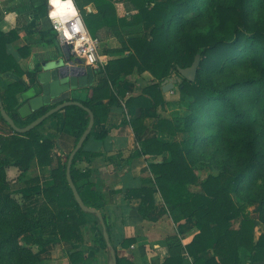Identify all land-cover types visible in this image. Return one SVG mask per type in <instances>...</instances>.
<instances>
[{
	"label": "trees",
	"instance_id": "trees-1",
	"mask_svg": "<svg viewBox=\"0 0 264 264\" xmlns=\"http://www.w3.org/2000/svg\"><path fill=\"white\" fill-rule=\"evenodd\" d=\"M249 1L235 0L232 5H218L219 28L228 29V36H218L214 33L196 36L187 34L184 50L178 46L170 47L168 26L175 17H185L194 13L197 9L195 0H128L132 5L128 9L129 11L134 10V13L125 17L116 16L115 6L111 0H94L103 15V20L84 19L93 37H96L95 31L105 24L118 26L127 36L132 53L110 61L104 68L106 85L101 89V92L104 97L109 99L108 105L92 106L93 99L76 97L74 100L81 102L84 107L72 105L63 110V132L73 136L76 145L90 122L87 109L93 112L95 120L102 123L107 122L109 106L119 102L116 93L107 84L120 75L129 76L134 73L149 72L156 81L143 87L141 95L138 97L128 98L127 107L157 108L164 103V92L161 85L170 78L173 70H176L179 78L182 79L177 84L182 94L193 98V102L189 106L191 111L189 115L174 117L172 120L158 118L151 125L152 128L160 132L172 135L175 138L172 142H163L156 137L140 139V135L146 128L139 130L138 127L145 124L144 118H132L129 122L124 120L125 124L132 125L139 141L141 151L138 156L155 159L159 156L164 157L162 162L151 164L150 170L155 176L156 189L159 190L171 217L176 221L180 219L192 221L199 230L193 241L187 245V251L193 259V263L188 259L173 256L167 258L164 264H242L239 258L241 247L248 251L246 259L249 264L264 262V234L255 241L254 221L246 212V206L238 205L233 199V195L237 193L246 175L250 172H257L262 166L264 152L257 148L255 141L249 140L247 142L248 159L242 172L234 175L227 172L209 175L203 182H200L196 167L192 165L187 156V151L193 149L199 140L192 127L201 117L203 108L218 104V113L231 125L237 126V123L245 124L247 120L244 119L247 116L245 117V114L239 110L237 102L232 99L230 94L239 88H250L255 93L264 95V76L262 74L243 81L232 82L223 89L213 87L199 78L204 73L221 71L227 63L238 60L243 52L245 54L241 60H248L249 57L254 60L256 51H260L264 58V25L249 22ZM30 2L32 8L38 10L40 14L47 13L48 0H30ZM109 12L112 15L105 16V13ZM146 24L153 25L149 37L144 35ZM17 39L18 35L15 31L5 33L0 29V75L8 73L17 79V82L8 86L4 91L0 85V93L8 115L18 127L24 128L52 107H46L26 120L20 118L18 95L26 91L21 79L27 76L34 81L40 72L41 62L27 72L23 70L20 63L8 54V46ZM25 50L28 48L20 49L24 57H28L29 53H25ZM198 55L201 62L197 78L195 82H191L180 75L179 69L191 66ZM118 94L122 97L127 95L126 91L121 88H119ZM61 114L62 111L53 116ZM0 117L4 121L1 113ZM46 121L24 134L14 131L10 135L0 134V157L3 160L15 162L23 170L30 169L34 164L51 168L54 183L44 188L41 195L47 202L55 203L57 211L53 218L38 224L37 227H40L45 233H55L62 241L82 244L85 240L82 228L94 217L100 224L101 231L97 242L100 240L107 247L100 220L96 214L81 209L69 185L67 167L72 152L66 156V160L62 155H55L56 142L42 137L37 132ZM94 135L99 140H106L109 136L108 131ZM96 156L98 154L86 153L82 148L73 160L71 177L85 205L100 210L102 197L94 190V184L89 180L91 171H82L77 167L79 161L90 160ZM169 156L171 159L167 160ZM38 181V178H34L26 182L33 184L34 182L39 183ZM195 184L200 185V192L191 190L190 186ZM153 189L155 186H145L131 192L142 198L139 212L143 217H147L155 207ZM103 218L109 234V227L104 215ZM236 221L239 225L234 228L233 224ZM29 230L22 232L23 241L27 244H46L44 239L35 238L29 234ZM132 242L133 240H125L123 246L130 245ZM209 250L214 251V256L206 259L203 254ZM68 257L70 264L83 263L86 259L84 252L80 249L70 251ZM117 261L118 264H132L127 260L119 259L118 256Z\"/></svg>",
	"mask_w": 264,
	"mask_h": 264
},
{
	"label": "crops",
	"instance_id": "crops-1",
	"mask_svg": "<svg viewBox=\"0 0 264 264\" xmlns=\"http://www.w3.org/2000/svg\"><path fill=\"white\" fill-rule=\"evenodd\" d=\"M115 1L111 0L114 6ZM74 2L84 19L103 20V15L94 0H74ZM50 9L49 0L47 13L44 15L32 8L30 0H0V29L5 33L15 31L18 35V39L8 46V54L13 56L26 72L48 58L57 49V45H60L48 15ZM8 13L16 14L11 22L5 20ZM130 13L134 12L128 9L127 13L118 14L115 9V14L118 17H125ZM110 15H112L110 12L105 13V16ZM5 25L8 26L7 31L4 30ZM115 29L123 34L118 26L105 24L95 31V36L99 41H103V36L112 38V32L116 34ZM24 47L28 48L24 51L29 53L28 57H24L20 51ZM131 53L129 45L126 48L125 46L109 45L101 51L99 47V61L95 67H92L96 72H99L95 74L93 84L86 89L79 90L78 95H72V100L76 97H86L89 100L93 99L92 106L108 105L109 99L104 97L101 92V89L106 85L104 68L110 61L123 58ZM141 80L135 73L129 76L120 75L107 84L116 93L119 102L109 106L107 122L102 123L95 120L93 134H90L84 143L83 149L86 153H95L98 156L90 160L79 161L77 167L82 171H91L89 180L94 184V190L102 197L99 211L106 218L111 244L119 259L127 260L132 264H164L167 258L177 256L193 263V259L187 251V245L193 241L199 230L192 221L187 219L176 221L171 217L159 190L156 189L155 176L150 170L151 164L162 162L164 157L159 156L155 159L138 156L141 148L135 131L130 123H124V120L129 122L132 118L142 117L145 124L138 129H146L143 134L141 133L140 139L156 137L163 142L173 141L162 140L160 136L162 132L151 127L154 121L148 122V119L155 117L158 107L144 109L139 106L127 107L128 98L141 95L143 88L140 84ZM15 82L17 79L11 74L0 75L2 91ZM21 82L25 85L26 91L18 95L20 108L28 103L27 92L35 86L36 79L33 81L24 76ZM119 88L126 91V97L119 96ZM35 113L37 112L33 114ZM20 118L27 119L21 116ZM63 120L64 112L62 111L61 115L50 117L37 132L42 137L55 141L57 145L54 153L65 157L75 149L76 140L73 136L64 134ZM105 131H108L109 134L106 140H99L94 135ZM43 169L47 170L48 168ZM145 186H155L153 189L155 207L147 217H143L139 212L141 196L131 193L133 190ZM84 228H82L84 243L62 241V246L71 248V251L80 249L84 252L86 259L79 264H109L110 248L103 245L100 240L97 242L98 239L94 235L87 240ZM125 240H133V242L123 246ZM213 256V250L203 254L206 259Z\"/></svg>",
	"mask_w": 264,
	"mask_h": 264
},
{
	"label": "rangeland",
	"instance_id": "rangeland-1",
	"mask_svg": "<svg viewBox=\"0 0 264 264\" xmlns=\"http://www.w3.org/2000/svg\"><path fill=\"white\" fill-rule=\"evenodd\" d=\"M234 1L195 0L197 9L194 13L185 17L177 16L168 26L170 47L178 46L184 50L187 34L196 36L214 33L218 36H228V29L219 28L217 6L232 5ZM130 7L132 5L128 0L115 1L118 14L127 13ZM248 19L252 24L264 25V0L249 1ZM152 28V24H146L144 32L146 37L150 36ZM115 30L116 34L112 32V38L103 36V41L100 40V51L109 45L125 46V48L128 46L127 36L118 29ZM244 54L245 52L235 62L227 63L219 72L202 74L199 77L200 80L223 89L232 82L243 81L261 74L264 76V58L260 51L254 53V60L250 57L248 60H241ZM137 76L142 79L140 84L143 87L156 82L149 72L137 73ZM179 77L178 72L173 70L170 78ZM165 94V102L157 108L155 117L148 119V122L156 121L158 118L172 120L174 117H185L191 113L189 106L193 98L182 94L179 86L175 85ZM230 95L237 102L239 110L245 114V117L247 116L244 119L247 120L245 124L231 125L218 113V104H214L201 110V117L192 127L199 140L193 149L187 151V156L192 165L196 167L200 182L205 181L209 175H218L221 172L233 175L242 172L248 159L247 142L249 140L255 141L257 148L264 152V95L257 94L250 88H239ZM12 133L13 129L0 117V134L10 135ZM160 136L162 140L174 141L175 139L166 132L160 133ZM63 159L66 160V156ZM169 159L167 157V160ZM34 178H38L39 183L26 182ZM53 183L50 167H40L34 164L30 169L23 170L15 162L3 160L0 157V264H70L68 254L72 249L62 246V240L54 233H45L37 227L38 224L50 220L56 214V204L47 202L41 195L42 190ZM190 188L193 192L201 191L199 184L191 185ZM263 194L264 159L258 171L248 173L237 193L233 195L238 205L246 206V212L254 221L255 241L264 234ZM238 225L237 221L233 224L234 228ZM24 230H29V234L35 238L44 239L46 244H27L22 240ZM84 232L87 240L93 235L96 238L100 235V224L94 217L85 226ZM247 255L248 251L241 247L239 258L242 264H249L246 259ZM258 264H264V262Z\"/></svg>",
	"mask_w": 264,
	"mask_h": 264
},
{
	"label": "water",
	"instance_id": "water-1",
	"mask_svg": "<svg viewBox=\"0 0 264 264\" xmlns=\"http://www.w3.org/2000/svg\"><path fill=\"white\" fill-rule=\"evenodd\" d=\"M200 62L201 58L198 55L191 66L179 69L180 75L191 82H195ZM96 73L97 72L92 67L85 65V61L83 59L77 58L76 54L71 51L69 46L61 44L57 45V49L52 52L48 58L41 61L40 72L37 74L35 86L27 92L28 103L19 108L18 112L22 118H27L34 112H38L46 107L52 108L28 126L20 128L8 115L3 105L0 93V113L4 121L13 129V131L20 134L32 131L49 117L63 111L69 106L77 105L84 107L81 102L72 100L71 97L72 95H78L79 90L86 89L88 86H91L95 80ZM181 81V78H170L166 80L163 84V92L166 93L170 91ZM87 111L89 112L90 122L87 130L83 133L69 157L67 179L81 209L86 212L96 214L102 224L104 238L111 252V260L109 264H118L116 252L112 248L102 213L99 210L89 208L85 205L71 177L73 160L76 154L83 148L84 143L90 136L95 123L93 112L89 109H87Z\"/></svg>",
	"mask_w": 264,
	"mask_h": 264
},
{
	"label": "built area",
	"instance_id": "built-area-1",
	"mask_svg": "<svg viewBox=\"0 0 264 264\" xmlns=\"http://www.w3.org/2000/svg\"><path fill=\"white\" fill-rule=\"evenodd\" d=\"M79 21L82 25V31L79 33H73L71 39L65 36L63 27H68L71 31V23ZM65 26L54 24L51 20L52 29L55 32L60 44L69 46L71 51L76 54L77 58L83 59L86 66L95 67L99 61V47L100 41L98 38L93 37L89 29L86 26L84 17L79 12L78 17L73 18V21ZM82 37H86V40L80 44H77L78 40Z\"/></svg>",
	"mask_w": 264,
	"mask_h": 264
},
{
	"label": "clouds",
	"instance_id": "clouds-1",
	"mask_svg": "<svg viewBox=\"0 0 264 264\" xmlns=\"http://www.w3.org/2000/svg\"><path fill=\"white\" fill-rule=\"evenodd\" d=\"M49 3L51 5V9L48 15L54 24L63 27L69 24V22H72L73 18H76L79 15V10L74 0H49ZM15 15V13H8V15L5 16V20L11 22L14 20ZM4 30H8L7 25L4 26ZM63 31L65 36L71 39L73 33H79L82 31V25L79 21L72 22L71 31L68 27H63ZM85 40L86 37H82L81 40L77 41V44H80Z\"/></svg>",
	"mask_w": 264,
	"mask_h": 264
}]
</instances>
